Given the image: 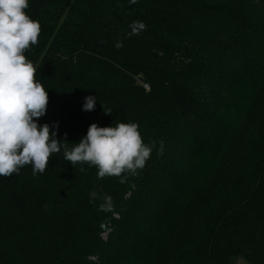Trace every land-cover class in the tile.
<instances>
[{"label": "trees", "instance_id": "1", "mask_svg": "<svg viewBox=\"0 0 264 264\" xmlns=\"http://www.w3.org/2000/svg\"><path fill=\"white\" fill-rule=\"evenodd\" d=\"M28 2L38 123L77 143L91 123L134 122L152 151L125 183L63 150L43 173L0 176V264H165L194 214L172 264H264V0Z\"/></svg>", "mask_w": 264, "mask_h": 264}, {"label": "clouds", "instance_id": "2", "mask_svg": "<svg viewBox=\"0 0 264 264\" xmlns=\"http://www.w3.org/2000/svg\"><path fill=\"white\" fill-rule=\"evenodd\" d=\"M137 2L128 0L129 4ZM28 6V0H0V176L19 174L27 164L33 175L43 173L50 155L63 150V158L70 165L86 163L95 166L98 179L117 176L120 183H125L127 175L122 174L142 169L152 151V146L143 142L137 123L117 121L107 127L91 123L77 143L58 141L57 132L49 124L38 123L46 113L48 95L40 80L35 79L32 61L24 55L38 43L40 33L39 22L25 11ZM129 28V34L134 35L145 25L133 21ZM115 47H122V42ZM96 100L86 96L82 110H93ZM96 197L95 191L90 193L92 200ZM102 199L99 210L111 211L112 198L104 195Z\"/></svg>", "mask_w": 264, "mask_h": 264}, {"label": "rangeland", "instance_id": "3", "mask_svg": "<svg viewBox=\"0 0 264 264\" xmlns=\"http://www.w3.org/2000/svg\"><path fill=\"white\" fill-rule=\"evenodd\" d=\"M256 125V130L261 128L262 126V119H260ZM253 133L254 131L251 132V134L244 139L242 145L239 147L236 158L239 160L245 153L249 150L250 148V143H252L253 140ZM199 216L197 214H194L190 226L178 237V245L174 248L173 252L171 253L168 261L165 264H172L175 261L176 253H180L181 251H184L187 249V244L189 240H193L192 238L195 236L196 233V226L198 223ZM105 237V236H104ZM232 261L237 262L238 259H232ZM243 263V262H242Z\"/></svg>", "mask_w": 264, "mask_h": 264}]
</instances>
